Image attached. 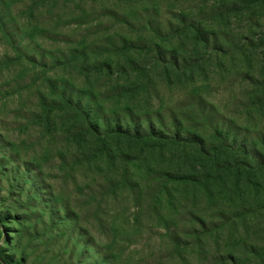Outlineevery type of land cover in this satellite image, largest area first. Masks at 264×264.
<instances>
[{"label":"rangeland","instance_id":"1","mask_svg":"<svg viewBox=\"0 0 264 264\" xmlns=\"http://www.w3.org/2000/svg\"><path fill=\"white\" fill-rule=\"evenodd\" d=\"M5 2L0 264H264V170L217 137L264 153V53L237 49L261 36L264 4ZM63 95L102 122L157 132L115 137L107 162L78 144L87 122Z\"/></svg>","mask_w":264,"mask_h":264},{"label":"trees","instance_id":"2","mask_svg":"<svg viewBox=\"0 0 264 264\" xmlns=\"http://www.w3.org/2000/svg\"><path fill=\"white\" fill-rule=\"evenodd\" d=\"M255 6L257 4H264V0H224L221 7L224 8V12L227 14L233 11H244L245 8L250 7L249 5ZM9 5L6 4L5 0H0V8H8ZM240 7V8H239ZM250 7V8H251ZM249 9V8H248ZM194 33L197 36H194L196 41L195 45L198 43H202V45H207L210 41L208 36L198 38L200 35L198 34V30L196 27H193ZM199 35V36H198ZM255 35V34H254ZM131 48V45L124 46V48ZM125 48V49H126ZM239 51H246L248 49L249 53H257V49L261 50L264 53V30L259 37H242L241 40L238 42ZM177 62V60H175ZM264 101V96L262 97ZM65 100L66 105L71 106V109L79 110V112L83 115V120L87 122L86 131H81V133H77V141L78 144L82 143L83 147H87L89 149H94L95 153L106 159L107 162H112L115 159V152L112 148V139L115 137H124L128 140L133 141H147L148 137H154L153 133L155 134V129L152 127H148V131L141 127V124H128L123 127L121 124L115 122L114 125L110 121L102 122L100 118L95 114L92 113V110H87L86 107L82 106L80 109L79 102L73 103L70 97H65L64 95L61 98ZM261 102V104L263 103ZM217 137L221 139L223 142L230 141V148L235 150H239L242 154L243 159H253L257 162V166L263 171L264 170V153L262 152H252V150L247 148V142L245 141H238L235 135H230L228 132H224L219 130ZM178 138V133L173 136L167 137L170 140L175 141V138ZM158 139H161L159 137ZM224 145L226 146V144ZM260 143L264 148V136L261 137ZM204 142L199 140L200 148L199 150L202 151ZM223 147V144H222ZM255 151V150H254ZM264 152V151H263ZM243 163V162H242ZM169 175V174H168ZM173 179L179 180L181 182L189 183L192 186H206L210 183L211 179L208 176L199 177L196 174L187 173V172H180L172 174Z\"/></svg>","mask_w":264,"mask_h":264}]
</instances>
